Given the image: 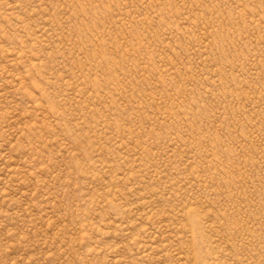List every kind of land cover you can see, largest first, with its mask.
I'll return each mask as SVG.
<instances>
[{"label":"rangeland","instance_id":"obj_1","mask_svg":"<svg viewBox=\"0 0 264 264\" xmlns=\"http://www.w3.org/2000/svg\"><path fill=\"white\" fill-rule=\"evenodd\" d=\"M0 264H264V0H0Z\"/></svg>","mask_w":264,"mask_h":264}]
</instances>
